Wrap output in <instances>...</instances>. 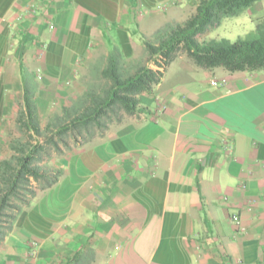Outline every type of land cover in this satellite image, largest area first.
<instances>
[{"label": "crops", "instance_id": "obj_1", "mask_svg": "<svg viewBox=\"0 0 264 264\" xmlns=\"http://www.w3.org/2000/svg\"><path fill=\"white\" fill-rule=\"evenodd\" d=\"M198 1L0 0V136L25 91L41 116L80 93L88 61L114 45L137 57L143 36ZM172 64L187 77L164 85ZM140 101L18 216L34 264H264V70L176 56Z\"/></svg>", "mask_w": 264, "mask_h": 264}, {"label": "trees", "instance_id": "obj_2", "mask_svg": "<svg viewBox=\"0 0 264 264\" xmlns=\"http://www.w3.org/2000/svg\"><path fill=\"white\" fill-rule=\"evenodd\" d=\"M258 1L199 0L195 12L183 22L157 29L155 41L143 37L148 56L145 61L125 58L114 45L106 65L100 70L105 83L95 90L88 86L70 106L62 108V115H53L44 127L40 125L31 94L25 91L16 122L28 138L10 141L11 153L0 159V235L10 230L23 207L30 205L36 195L34 184L39 190H45L56 184L62 175V169L38 165L40 155L48 153L49 146L60 150L58 142L65 143L66 136L80 135L85 130L91 136L90 128L101 126L102 118L116 110L130 115L138 112L140 96L152 91L178 51L183 50L202 69L223 68L231 73L263 71L264 16H253L254 29L233 42L226 38L199 40L224 18L238 16ZM148 60L158 69L147 65Z\"/></svg>", "mask_w": 264, "mask_h": 264}, {"label": "rangeland", "instance_id": "obj_3", "mask_svg": "<svg viewBox=\"0 0 264 264\" xmlns=\"http://www.w3.org/2000/svg\"><path fill=\"white\" fill-rule=\"evenodd\" d=\"M192 14L193 13H189L187 11L185 13H177L175 18H178V20H170L166 22L164 21L157 29L167 27L168 25L172 26L176 23H181ZM256 16H264V9L258 11L255 17ZM254 27V18L250 19L249 17H246V14L243 12L238 16L224 18L219 26H217L213 30L211 29L204 32L199 37V40L210 38H226L233 42L237 39L238 36L245 35L249 31L253 30ZM157 29L151 35L143 37L150 41H155V34ZM176 56H183L185 58H188L183 50L178 51ZM147 57L148 56L144 48L143 53L138 54L137 57L132 58L131 60H134V62L140 60L145 61L147 60ZM106 63L107 59L106 61H104L101 54H98L95 59L88 61L87 68L83 71L80 78V93L76 94L75 97L68 96L60 102L58 101L52 103L48 112H43L41 116L38 114L40 125L44 127L55 114L62 115V108L64 106H70L74 100L82 95V93L88 86L93 90L99 89L106 81L100 75V67L103 68ZM146 64L158 69V66L152 63L151 60H148ZM186 77L187 76L182 74V72L178 69V66L176 64H172V66L168 70L164 85H168L172 81L180 80ZM18 113L19 110H16L14 116L9 118L10 123L8 124L4 133L0 136V159L9 156V154L11 153L9 149L10 141L17 138H28V135H26V133H22V131L18 127V124L16 122ZM129 116L130 114H127L123 110H116L115 113L109 114L106 117L102 118L101 126H93L90 128L91 131H89L91 133V136H89V133L86 130L85 132L83 131V134L81 133L80 135L77 134L76 136H66L65 143L58 142L60 150H56L52 146H49L48 153H42L40 155L37 161L38 165L46 169H62V162L68 160V158L73 155L74 152H76V149H78V147L85 146L90 137L91 138L89 139V141L102 139L106 135V133H108L109 130L114 127V125H116L119 121L128 120L130 118ZM34 187L36 193L35 196H37V194L41 190H39L36 184H34ZM29 206L23 207L22 210L27 209ZM20 213L12 223L10 230H6L3 235H0V264H23V262L27 261L29 258L32 259L31 261L34 264V258L38 259L39 257L38 240L36 238H30V234L25 232L23 228L17 226L15 227L16 220L18 219ZM22 241L25 244H22ZM27 247H29L28 250L26 249Z\"/></svg>", "mask_w": 264, "mask_h": 264}, {"label": "built area", "instance_id": "obj_4", "mask_svg": "<svg viewBox=\"0 0 264 264\" xmlns=\"http://www.w3.org/2000/svg\"><path fill=\"white\" fill-rule=\"evenodd\" d=\"M228 81L226 78H219V79H211L210 84L214 86H225L227 85ZM233 220L236 224L240 223L239 217L234 215Z\"/></svg>", "mask_w": 264, "mask_h": 264}]
</instances>
